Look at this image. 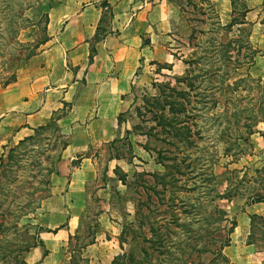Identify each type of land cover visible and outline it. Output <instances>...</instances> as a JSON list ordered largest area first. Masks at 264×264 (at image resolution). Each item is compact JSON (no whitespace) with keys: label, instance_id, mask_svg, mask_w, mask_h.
<instances>
[{"label":"rangeland","instance_id":"1","mask_svg":"<svg viewBox=\"0 0 264 264\" xmlns=\"http://www.w3.org/2000/svg\"><path fill=\"white\" fill-rule=\"evenodd\" d=\"M60 1L0 0V90L43 65ZM170 1V31L137 70L114 138L91 148L97 175L66 264H264V45L246 0ZM218 66L230 87L212 96ZM180 87L184 99L170 93ZM68 140L56 120L1 145L0 264H29L40 216L67 211L52 192L69 176Z\"/></svg>","mask_w":264,"mask_h":264},{"label":"crops","instance_id":"2","mask_svg":"<svg viewBox=\"0 0 264 264\" xmlns=\"http://www.w3.org/2000/svg\"><path fill=\"white\" fill-rule=\"evenodd\" d=\"M245 3L246 19L263 46L264 0ZM173 9L170 0H61L48 11L43 65L29 81L0 90V147L19 143L55 117L69 136L59 161L69 176L52 192L68 209L40 216L29 264H66L71 258L69 236L78 230L86 185L97 175L91 148L114 138L117 117L131 101L133 78L160 51Z\"/></svg>","mask_w":264,"mask_h":264},{"label":"trees","instance_id":"3","mask_svg":"<svg viewBox=\"0 0 264 264\" xmlns=\"http://www.w3.org/2000/svg\"><path fill=\"white\" fill-rule=\"evenodd\" d=\"M104 6L106 5L105 3L103 4ZM234 5V4H233ZM225 52H227V51H225ZM252 56L254 57V53H252ZM238 69V66H236V67H234V69L232 68V70H237ZM230 74L231 73H229V72H223V73H221V67L220 66H218V67H216V68H213V72H212V75L211 76H213L214 78H216V80L219 82L217 85H214V84H211V85H207L205 88H204V91H210V93H211V95L213 96L214 95V90L216 91V90H218L219 89V91H224V89L226 88V87H224V85H226V86H228V87H230V84H228V83H224L225 82V80L227 81L228 79H229V76H230ZM186 75L184 76H181V77H178L177 79H179L178 81L180 82V83H183L185 80H186ZM210 81V80H209ZM189 87L191 88L192 87V89H193V87H194V85L192 84L191 86L189 85ZM231 90V89H230ZM225 91H227V90H225ZM170 93H174V94H179V97H180V99H184L185 98V96L184 95H186V91L184 90V88L183 87H180V89H178V88H173V89H171V91H170ZM212 101V106L214 107L215 105H216V103L217 102H219L218 101V99L216 98V99H213V100H211ZM177 106L178 107H180V108H182L181 109V111H183V108H184V103L183 102H179V103H177ZM122 115V114H121ZM120 115V116H121ZM56 120H57V117H55L52 121H51V123L49 124V125H51V124H53L54 122H56ZM45 126H43V127H41V128H39V129H42V128H44ZM68 145V142L67 143H65L64 144V147H66ZM63 147V148H64ZM259 201H264L263 199H258V200H256V202H259ZM234 226H236V223H234ZM226 245H229V243L228 244H226Z\"/></svg>","mask_w":264,"mask_h":264}]
</instances>
